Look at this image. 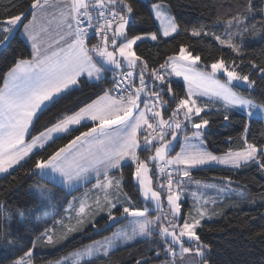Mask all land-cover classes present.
Segmentation results:
<instances>
[{"label":"snow or ice","instance_id":"6c2138e0","mask_svg":"<svg viewBox=\"0 0 264 264\" xmlns=\"http://www.w3.org/2000/svg\"><path fill=\"white\" fill-rule=\"evenodd\" d=\"M232 7L227 19L217 15L211 26L201 24L185 31L193 37L214 38L221 47L241 56L242 43L236 39L242 42L249 31H254L255 25L249 21L255 18L256 4L255 0H236L234 13ZM18 8L22 10L17 11ZM150 11L158 22L157 31L129 38L128 25L134 15L130 0H8L4 6L0 14V48L7 47L20 32L30 43L31 54L18 58L0 84V175H10V170L23 167L36 157L26 176H39L70 191L95 180L90 189L68 202L64 216L51 223L48 217H36L42 231L12 264H35L33 252L40 244L55 247L89 224L100 231L125 220L128 223L109 236L49 264H92L95 258L108 257L120 242H132L138 237L150 241L158 237L160 246L149 249L152 256L139 257L135 264H149L150 259L161 254L166 257L161 264H177V257L183 260L186 254L208 264L204 259L208 245L197 234L201 220L216 214L208 208L209 204H216V198L208 197L206 190L215 189L217 197L236 190L231 188V177H222L221 186L194 181L192 171L214 164L230 169L255 164L264 172V144L249 142L247 123L239 137L241 146L230 147L221 155L209 151L204 140L210 121L202 113L210 110V105L222 106L216 111H223L225 121L234 110H242L249 118H264V103L236 90H254L256 80L251 79V72L239 70L242 60L238 64L223 57L211 63L210 71L202 70L198 64L201 56L193 55L184 45L157 67L149 68L134 46L145 40L158 42L180 32V25L162 0L151 4ZM260 14L264 16V8ZM217 26L222 28L220 34L212 30ZM93 37L96 42L90 44ZM249 66L264 79V66L255 61H249ZM109 72L114 81L111 88L77 110L62 113L54 123L32 134L40 116L62 96L78 88L81 78L99 82ZM220 74L225 79H220ZM173 77H182L183 96L174 92ZM165 93L168 100L162 98ZM169 101L175 107L165 118L164 112L171 107ZM79 128L86 130L79 131L47 156L38 155ZM228 141L233 142V138L228 137ZM176 143L180 150L170 155ZM153 149V155L140 158L139 151ZM126 163L135 165L132 175L143 200L142 207H137L131 196L122 191L121 170ZM116 171H121V175H112ZM186 183L195 184L197 191L191 193L192 211L184 215L181 196ZM34 187L45 198L48 190L40 184ZM236 194L246 195L243 189ZM4 208L0 202V211ZM153 211L155 216L150 215ZM100 213H106L107 221L98 227L96 217ZM19 215L23 220L24 213ZM4 219H8L7 214ZM31 230L29 225L28 231ZM10 235L0 232V240L19 245V241L9 239ZM186 243L194 247L185 246Z\"/></svg>","mask_w":264,"mask_h":264},{"label":"trees","instance_id":"16d2710c","mask_svg":"<svg viewBox=\"0 0 264 264\" xmlns=\"http://www.w3.org/2000/svg\"><path fill=\"white\" fill-rule=\"evenodd\" d=\"M14 2L19 3L20 0H14ZM130 2L133 4L134 15L128 25L129 38L133 35L157 31L158 26L152 18L150 4L157 3L158 0H130ZM162 2L168 4L172 16L180 25V32L178 35L174 34L172 37L163 38L158 42L145 40L139 42L138 46H134L136 53L148 62L149 68L157 67L163 63L167 56L178 53L181 45L186 46L193 55L201 56L199 65L203 68L221 57L226 61L236 60L238 64L242 60L243 65L239 70L242 73L251 72V79L256 80V85L251 91L245 88H238V90L249 95L257 103H264V79H261L259 74L249 66V61H255L264 66V23H261L264 21V16L260 14V9L264 8V4L261 3V0H255L256 15L253 20L249 21L250 24L255 25V29L244 36L241 56H237L226 46L221 47L214 38L193 37L190 31H185L186 28L199 27L201 24L211 26L217 15L227 19L230 5L233 6L231 8L233 13L236 10L234 7L236 0H162ZM6 5H8V0H0V14ZM20 10L22 9H17V11ZM212 30L220 34L222 28L217 26ZM95 42L94 37L89 41L90 44ZM30 54L29 45L21 37L20 32H17L7 47L0 48V84L3 82V75L15 61L18 58H28ZM113 83L114 81L110 77L99 82L81 78L78 88L62 96L57 103L40 116L35 128L32 129V134L34 135L44 126L54 123L62 113L75 111L78 107L89 103L96 96L102 94L105 89L111 88ZM172 86L178 90L179 96L184 94V88L180 81L172 80ZM223 114V111L215 110H207L202 113L203 118L210 121L209 127L204 131V140L211 152L219 154L226 152L230 147L233 149L240 147L239 137L243 133L246 123L249 125L247 134L249 142L264 144V119L251 118L247 122L244 114L234 110L229 113V120L225 121ZM84 130L86 129L79 128L71 135L56 140L45 152L38 153V155L47 156L56 148L67 143L73 136L78 135L79 131ZM228 137H232L233 142L230 143ZM146 153V151H139L138 154L142 159ZM35 159L36 157H32L23 167L10 170V175H0V202H3L5 206L4 211H0V232H8L11 234L9 239L20 242L19 245H9L6 240H0V264H12L31 247L30 241L39 231H42V226L36 223V217H48L49 223H51L52 219L57 218L58 212L61 216L64 215L60 211L61 209L46 213L41 199L30 190L35 182L48 183L55 191L56 201L63 196L64 202H67L71 195L65 194L60 187L39 176H26V170L32 166ZM134 167L133 163H126L122 167V191L131 196L137 207H142V200L133 180ZM121 171L113 172V175L120 176ZM193 173L205 179L231 177L232 184L242 186L250 194L260 196L259 199H241L235 203H228L227 199L226 204L222 206L223 212L220 216L201 223L197 228V234L201 241L208 245L204 259L208 264H264V177L262 172L255 164H251L240 169L219 166L204 167L196 169ZM21 212L24 213L23 220L19 215ZM5 214L8 216L7 220L4 219ZM96 221L98 227L105 225L107 215L99 216ZM29 225L32 227L31 231H28ZM115 227L116 225H111L106 229L96 231L89 224L84 231L70 236L55 247L40 244L34 249V262L35 264H48L51 260H57L75 249L110 235ZM157 243L158 240L155 237L151 241L145 238L119 246L108 257L100 256L93 259L92 264H135V260L139 257L152 256L149 249L156 248ZM163 258H165L163 254L159 258L153 257L149 260V264L156 263Z\"/></svg>","mask_w":264,"mask_h":264},{"label":"rangeland","instance_id":"374dc122","mask_svg":"<svg viewBox=\"0 0 264 264\" xmlns=\"http://www.w3.org/2000/svg\"><path fill=\"white\" fill-rule=\"evenodd\" d=\"M153 4V3H152ZM168 5V4H167ZM150 6H151V4H150ZM169 11H170V8H169ZM170 14L172 15V13H171V11H170ZM153 15V14H152ZM156 22V24H157V26L159 27V25H158V22L157 21H155ZM222 32V31H221ZM21 34V33H20ZM22 36V35H21ZM148 41H150V40H148ZM236 42L237 43H242L238 38L236 39ZM234 53V52H233ZM198 64H199V62H198ZM210 65L211 64H209V66L208 67H206V68H203V67H201L200 65V68L202 69V70H205V71H210L211 69H210ZM219 78L220 79H225V76L223 75V74H220L219 75ZM172 80H174V81H180L181 83H182V85H183V88H184V90H185V85H184V83H183V79H182V77H173L172 78ZM173 87V86H172ZM239 89H241V88H239ZM173 90H174V92L177 94V96L179 97V95H178V90L175 88V87H173ZM237 91H239L238 90V88L236 89ZM240 92V91H239ZM184 95V94H183ZM182 95V96H183ZM164 100H168L169 98H168V95L165 93L164 95H163V97H162ZM170 103H171V101H169ZM205 102H207L206 100L205 101H199V103H205ZM141 107H143V105H141ZM175 107V104L174 103H171V107L167 110V111H165L164 112V117L165 118H167L168 117V115L170 114V112H171V109L172 108H174ZM217 108H221L222 109V106L220 105V104H215V105H210V110H215L216 111V109ZM207 111V110H206ZM222 111V110H221ZM237 111H239V112H241L242 114H244L245 116H246V119H247V122L249 121V119H251V118H260V119H264V118H261V117H258V116H256V115H254L253 117H251V118H249L242 110H237ZM191 133V129L189 128V130H188V134H190ZM183 133H181V136H180V140L182 141L183 140ZM180 150V146H179V143H176V145H175V151H173V152H171L170 153V155H175V153L177 152V151H179ZM209 150V149H208ZM210 151V150H209ZM147 153H146V155H145V157H143L142 159H147V157H149L150 155H153L154 154V149L151 151V152H149V151H146ZM214 154H216V153H214ZM221 154H223V153H219V154H216V155H221ZM215 166H219V167H227V166H224V165H210V166H208V167H215ZM150 167H151V165H150ZM196 169H194L193 171H192V173H191V175H192V179L194 180V181H201L202 183H215V184H217V185H221V186H223L222 184H221V179H205V178H203V177H199V176H197V175H195L193 172L195 171ZM262 175H263V177H264V172H262ZM153 179H154V184H153V187L155 188L156 187V180H155V176L153 177ZM133 180H134V178H133ZM135 182V181H134ZM36 184H40V185H42L44 188H46L48 191L45 193V198H42L41 196H40V193H39V191L34 187ZM231 188L232 189H235L236 190V192H239V190L240 189H243L244 191H245V193H246V195H245V197H240V196H238L237 194H236V192H232V193H229V194H227V195H225V196H222V197H217V193H216V191H215V189H211V190H206V195L208 196V197H214V198H216V204L215 205H212V204H209L208 205V208H209V210H210V213L211 212H215L216 214H214V215H210L209 217H205L204 219H202L201 220V223L203 222V221H209V220H213V219H215V218H217L218 216H220V214L223 212V209H222V206H224V204H226L225 202H227L228 201V203H235V202H237V201H239V200H241V199H243V200H245V199H251V198H255V199H259L260 198V196L259 195H255V194H250L247 190H246V188H244V187H242V186H238V185H236V184H231ZM30 190L34 193V194H36L40 199H41V203L42 204H44L43 205V208L45 209V211H46V213H50V212H54L56 209L59 211L60 209V211H62L64 214H65V208L67 207V204H68V202L66 203V201L64 202V199H63V196H62V198H59L58 199V201H56V198L54 197V193H55V191H53V189H49L48 188V183H44V182H39V181H37V182H35L31 187H30ZM193 191H197V187H196V185L195 184H187L186 183V185H185V187H184V193H183V195L181 196V200L183 201V204H182V212H183V214L184 215H187L190 211H192V208H193V199H192V197H191V193L193 192ZM49 194H52V196L51 195H49ZM139 195H140V198H141V200H142V197H141V194H140V192H139ZM162 196H163V193H162ZM76 197H79V196H76ZM228 199V200H227ZM55 200V201H54ZM227 200V201H226ZM142 205H143V200H142ZM149 207H151V205H149ZM167 207V205L165 204V208ZM150 215L151 216H155L156 215V212H152V213H150ZM64 216V215H63ZM60 217H62L61 216V214L58 212V216H57V218L56 219H58V218H60ZM53 220V219H52ZM183 221L181 220L180 221V223H182ZM128 222L127 221H124V222H122L121 224H119V225H116V227H115V229L113 230V231H115L118 227H123L124 225H126ZM201 225V224H200ZM112 231V232H113ZM75 234H77V233H75ZM74 235V234H73ZM72 235V236H73ZM109 236V235H108ZM142 239H145V238H137L135 241H139V240H142ZM98 240H100V239H98ZM157 240H158V237H157ZM135 241H132V242H135ZM132 242H128V243H123V242H120L119 244H118V246L117 247H119V246H123V245H126V244H129V243H132ZM91 243V242H90ZM90 243H88V244H90ZM88 244H86V245H88ZM160 245H159V243H157V247H159ZM185 246H189V247H194V245H189V244H187L186 243V245ZM116 247V248H117ZM72 252V251H71ZM68 254V253H67ZM66 254V255H67ZM205 254H206V250H205ZM64 256V255H63ZM59 259V258H58ZM166 259V257L165 258H163V259H161L160 261H158V262H156V263H152V264H161V261H163V260H165ZM51 261H55V260H51ZM49 264V263H48ZM177 264H201V260H200V258L199 257H197V256H195V255H188V254H186L185 255V257L183 258V260H180V258L179 257H177Z\"/></svg>","mask_w":264,"mask_h":264},{"label":"crops","instance_id":"0c3cea01","mask_svg":"<svg viewBox=\"0 0 264 264\" xmlns=\"http://www.w3.org/2000/svg\"><path fill=\"white\" fill-rule=\"evenodd\" d=\"M20 35H21V34H20ZM21 37L24 39V41H25V42L29 45V47H30V43L27 42L23 36H21ZM30 49H31V47H30ZM107 77L112 78V74H111V72L107 73ZM85 79L88 80L87 78H85ZM88 81L94 82L93 80H88ZM137 84H138V81H137ZM90 126H91V125H90ZM112 175H113V173H112ZM114 176H117V175H114ZM45 180H46V179H45ZM47 181H48V180H47ZM48 182H50V181H48ZM50 183H52V182H50ZM94 183H95V180L93 179V180H91L90 183H87V184H81V185H80L79 187H77L75 190H71V191H70L69 189L63 187V186H60L58 183H52V184H54V185L60 187V188L63 190V192H64L65 194H71V195L69 196V199H68V201H70L73 197L81 196L86 190L90 189L91 186H92V184H94ZM48 188H49V189H52V187L49 186V185H48ZM49 195L52 196V194H49ZM90 195H93V193H90ZM68 201H67V202H68ZM67 202H66V203H67ZM64 212H65V211H64ZM103 214H106V213H100V214L96 217V219H97L99 216H102Z\"/></svg>","mask_w":264,"mask_h":264},{"label":"built area","instance_id":"2783aa9c","mask_svg":"<svg viewBox=\"0 0 264 264\" xmlns=\"http://www.w3.org/2000/svg\"><path fill=\"white\" fill-rule=\"evenodd\" d=\"M95 38V37H94ZM95 40H96V38H95ZM113 94H115V93H113Z\"/></svg>","mask_w":264,"mask_h":264}]
</instances>
